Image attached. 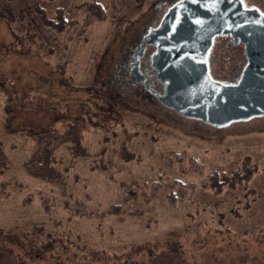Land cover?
I'll return each mask as SVG.
<instances>
[{"label": "rangeland", "instance_id": "obj_1", "mask_svg": "<svg viewBox=\"0 0 264 264\" xmlns=\"http://www.w3.org/2000/svg\"><path fill=\"white\" fill-rule=\"evenodd\" d=\"M176 1L0 0V264H264V116L215 127L108 80ZM207 62L234 81L245 58L218 37ZM217 170L246 177L168 201Z\"/></svg>", "mask_w": 264, "mask_h": 264}, {"label": "water", "instance_id": "obj_2", "mask_svg": "<svg viewBox=\"0 0 264 264\" xmlns=\"http://www.w3.org/2000/svg\"><path fill=\"white\" fill-rule=\"evenodd\" d=\"M147 35L164 106L215 127L264 116V16L249 0H179ZM215 35L244 45L246 65L235 83L210 77L206 58Z\"/></svg>", "mask_w": 264, "mask_h": 264}, {"label": "flooded vegetation", "instance_id": "obj_3", "mask_svg": "<svg viewBox=\"0 0 264 264\" xmlns=\"http://www.w3.org/2000/svg\"><path fill=\"white\" fill-rule=\"evenodd\" d=\"M259 2L260 3L255 4L256 5L255 8L258 10L259 13L263 14L261 8L262 9L264 8L260 5L262 4L264 6V0H259ZM160 3H162V1ZM167 10L168 9H166V11ZM166 11L163 12L160 19H158L157 21H153L150 25H148L144 29L143 32L139 33L136 39L132 40V44L129 46L126 55H123V53H121L119 54L121 58L114 60L115 66L113 65L114 67L112 73V76L114 78H109L108 80L112 85V89L116 91L117 96H119L118 94H124L122 92V89L124 90L131 89L133 94L134 92L136 93L138 92L135 95L139 96L140 98L144 97L149 100L158 101L157 94L162 93L163 85L156 76V70L151 65V57L152 54L155 52L156 47L152 43L148 42L149 36L147 35V33L150 29L156 28L158 26ZM218 37L233 38V44L234 45L239 44L242 47L245 63L242 66L240 73H238L235 76L234 81H229L230 83H235L236 82L235 80L240 78V75L242 74V71L246 65L244 45L242 44L241 41L236 40L231 35H215L213 37L212 44L208 50L206 60L208 59V56L211 52V48L213 46L215 39ZM207 67H208V62H207ZM103 88H105V86ZM111 96L113 100H115V97L112 94Z\"/></svg>", "mask_w": 264, "mask_h": 264}, {"label": "trees", "instance_id": "obj_4", "mask_svg": "<svg viewBox=\"0 0 264 264\" xmlns=\"http://www.w3.org/2000/svg\"><path fill=\"white\" fill-rule=\"evenodd\" d=\"M94 7L92 9L95 10V16L98 17V15L104 11L103 7L100 3L94 1L93 2ZM94 16V15H93ZM102 16V15H101ZM77 134L74 132L72 133L71 137H76ZM73 139V138H72ZM187 156V165L188 170L185 172H193V173H200L201 168H203V165L200 163V161L192 156L187 155L186 151L181 150L179 152H174V154L169 158V160L173 161V159L179 164V168L184 172V166L185 164L182 162L185 157ZM170 161V163H172ZM246 173V172H245ZM244 176V177H243ZM245 174H239V172H233L229 173L227 175V172L224 170H217L209 174L207 180L201 181V183L197 184L195 181H182L180 179H167L166 180V189L167 195H168V201L171 203H176L177 201H180L179 198H185L187 200H194V192L198 185H200L202 188H213L216 192H220L224 189L226 186H234L236 182H241L245 178ZM161 182V181H160ZM159 181L155 182L153 187L151 188V194L146 197V202H148L150 199H152L154 196H156L159 192V190L162 187V184ZM147 196V193H144Z\"/></svg>", "mask_w": 264, "mask_h": 264}, {"label": "bare ground", "instance_id": "obj_5", "mask_svg": "<svg viewBox=\"0 0 264 264\" xmlns=\"http://www.w3.org/2000/svg\"><path fill=\"white\" fill-rule=\"evenodd\" d=\"M111 100V99H110ZM115 102V101H114ZM139 105V104H138ZM137 107V106H136Z\"/></svg>", "mask_w": 264, "mask_h": 264}]
</instances>
